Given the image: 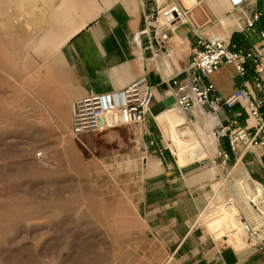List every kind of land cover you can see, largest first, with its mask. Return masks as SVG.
Wrapping results in <instances>:
<instances>
[{
  "label": "rangeland",
  "instance_id": "1",
  "mask_svg": "<svg viewBox=\"0 0 264 264\" xmlns=\"http://www.w3.org/2000/svg\"><path fill=\"white\" fill-rule=\"evenodd\" d=\"M181 1L193 7L206 36L225 32L226 23L231 24L228 6L217 13L208 0ZM15 22L32 31L22 17ZM3 43L9 47L7 40ZM39 43L36 33L26 55L18 57L0 47V264H177L179 258L147 227L137 204L145 163L155 148L148 145L145 152L135 128L72 134L63 99L71 85L69 74L57 45L40 49ZM166 123L158 122L166 136L163 143L174 148L179 163L189 161L206 171L205 178L212 176L200 228L219 245L227 240L236 249L249 246L238 214L243 210L264 229L263 206L258 205L262 212L250 206L263 190L247 180L243 194L235 182L240 174H250L249 166L243 161L236 166L233 159L222 175L213 176V156L202 148L205 141L215 150L206 125H190L187 132L186 123Z\"/></svg>",
  "mask_w": 264,
  "mask_h": 264
},
{
  "label": "crops",
  "instance_id": "2",
  "mask_svg": "<svg viewBox=\"0 0 264 264\" xmlns=\"http://www.w3.org/2000/svg\"><path fill=\"white\" fill-rule=\"evenodd\" d=\"M53 1L0 0V47L5 48L6 43L2 44L5 39L9 45L5 50L9 54L24 56L36 33L40 35L38 48L57 45L71 82L63 97L68 115H71L72 101L91 93L121 89L142 73H147L155 92L152 115L142 129L126 126L139 131L145 146L155 148L151 159L145 163L144 187L137 203L140 216L151 231L166 240L173 256L179 258L177 264H264V250L252 245L239 249L235 245L222 247L200 228L198 219L209 204L208 187L212 186V176L211 179L205 178L204 169L189 165V161L181 165L178 158L169 154L167 159L171 167L167 168L160 162L158 150L162 129L153 116H158L174 104L175 99L168 92L170 86L164 79L180 73L197 48L193 27L188 23L180 24L167 43L168 49L161 57L153 59L147 42L140 45L136 39L144 27L143 0L134 3L122 0H57L54 6ZM226 6L225 0H208V7L214 12L220 13ZM249 8L251 11H264V0L251 2ZM189 10L194 26L200 30L199 18L195 17L193 7ZM228 13L231 24L226 23L225 32L212 35L229 37L240 48L264 47L259 33L246 36L239 31L237 13ZM20 17L25 25L32 26L31 32L15 22ZM207 17L208 23L212 19L209 15ZM257 27L259 31H264V15ZM254 75L252 61L248 62L245 76L238 75L232 64H225L210 76L209 81L214 84L216 93L229 96L244 83H251ZM240 110L239 105L233 109L234 112ZM197 111L199 123H204V116ZM227 112V109L222 110L221 116L224 117ZM246 117L244 113L242 122ZM151 142L154 145H150ZM203 142L204 153L214 158V150ZM152 157H158L157 161ZM240 159L249 166L251 175L255 173L263 178L260 171L262 157L256 155L253 149H246ZM219 169L220 165L214 163L210 168L213 176Z\"/></svg>",
  "mask_w": 264,
  "mask_h": 264
},
{
  "label": "built area",
  "instance_id": "3",
  "mask_svg": "<svg viewBox=\"0 0 264 264\" xmlns=\"http://www.w3.org/2000/svg\"><path fill=\"white\" fill-rule=\"evenodd\" d=\"M225 1L229 6V12L238 15L236 21L239 23V31L246 36L259 33L264 40V31H259L257 27L264 11H251L249 8L251 2L257 0ZM142 14L144 27L138 32L136 39L140 45L147 42L152 50L153 59L161 57L168 49L167 43L180 24H190L196 33L198 46L186 67L180 73L171 74L164 79L170 86L168 92L175 99L173 106L185 117V120L174 118L173 122L176 124L186 122L188 126H194L198 120V113L195 111L197 107L204 116L209 137L215 139L216 155L213 162L216 163V159H220L218 174L222 175L221 171H226L233 157L238 163L242 153L248 148H253L262 157L260 171L264 179V47L245 49L233 43L229 37L204 35L194 26L189 8L185 7L181 0H143ZM249 61L253 62L255 71L251 83H244L229 96L216 93L214 84L209 81L212 74L219 71L223 65L232 64L238 75L245 76ZM154 99V86L147 73H142L121 89L83 96L71 102L72 134L79 137L126 126H137L142 129L152 115ZM237 105L241 110L234 112L233 109ZM224 109L228 112L222 117L221 111ZM244 113L247 117L242 122ZM153 118L157 121V116ZM165 139V133L161 130L158 154L160 162L169 168L171 163L167 155L175 159L178 157L173 147L164 145ZM150 145H154V142ZM41 156L42 153L39 152L38 157ZM247 180H251L257 190L262 189L264 192V180H255L251 174L246 173L243 176L240 174L235 180L236 184L241 186L243 194L247 193L246 186H242ZM259 198L250 201V206L255 211L256 209L261 211L258 205L264 209L262 205L264 195ZM217 208L215 207V210ZM242 214H238V217L247 235L246 241L249 245L264 250V229L254 225L243 210ZM227 245L222 242L220 246Z\"/></svg>",
  "mask_w": 264,
  "mask_h": 264
},
{
  "label": "bare ground",
  "instance_id": "4",
  "mask_svg": "<svg viewBox=\"0 0 264 264\" xmlns=\"http://www.w3.org/2000/svg\"><path fill=\"white\" fill-rule=\"evenodd\" d=\"M198 109H197V107L195 108V111H197ZM197 113H198V111H197ZM174 115H179V111H178V109L177 108H175V107H173V108H170V109H167L166 111H164L163 113H161V114H159L158 116H157V121L160 123V124H162V125H166L167 123V121H169V125H170V122H172L173 120H174ZM178 118H182V116H177ZM176 119V118H175ZM182 120H185V119H183L182 118ZM184 123H186V122H184ZM197 123H199V115H198V121H197ZM200 124V123H199ZM190 126H185L184 127V130L186 129H190L189 128ZM170 129V128H169ZM185 130V131H186ZM190 130H187V132H189ZM193 133V132H192ZM192 135H194V134H192ZM196 135V134H195ZM194 138V137H193ZM211 140H213V142H214V144H215V139H214V137H209ZM216 149V148H215ZM251 149H253V148H251ZM254 150V149H253ZM254 151H256V150H254ZM256 153L259 155V153H258V151H256ZM241 161H242V159H240V161L236 164V166L238 165L239 166V164L241 163ZM262 190V189H261ZM224 242H228L227 240H224Z\"/></svg>",
  "mask_w": 264,
  "mask_h": 264
}]
</instances>
